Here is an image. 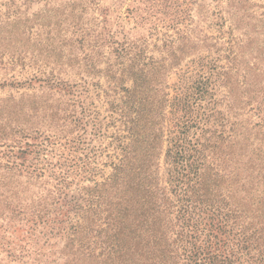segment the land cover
Here are the masks:
<instances>
[{
    "label": "trees",
    "instance_id": "obj_1",
    "mask_svg": "<svg viewBox=\"0 0 264 264\" xmlns=\"http://www.w3.org/2000/svg\"><path fill=\"white\" fill-rule=\"evenodd\" d=\"M232 6V16L243 8ZM115 44L106 56L60 48L53 67L28 76L58 96L51 143L58 162L44 195L27 208L13 205L16 193L2 195L4 208L29 215L32 228L64 225L56 264H264L259 74L241 73L228 56V70L202 61L194 76L171 85L184 48H157L156 59L136 41ZM71 70L78 81L65 78ZM91 87L104 112L81 101ZM88 127L108 143L84 146ZM71 175L86 184L68 196Z\"/></svg>",
    "mask_w": 264,
    "mask_h": 264
},
{
    "label": "rangeland",
    "instance_id": "obj_2",
    "mask_svg": "<svg viewBox=\"0 0 264 264\" xmlns=\"http://www.w3.org/2000/svg\"><path fill=\"white\" fill-rule=\"evenodd\" d=\"M231 4L243 8L232 16ZM133 41L144 44L156 59L161 56L157 48H184L168 84H183L202 61L215 59L227 69L225 58L236 56L240 72L255 71L264 87V0H0V264H56L65 243L63 224L32 228L29 215L11 214L1 197L16 193L13 205L27 208L51 188L58 162L51 146L58 96L39 82H29L28 76L36 67H53L60 48L63 54L69 48L85 53L100 48L106 56L115 43ZM65 78L78 81L73 70ZM95 80L106 87L103 78ZM81 101L100 112L106 107L93 87ZM87 131L84 146L108 143L93 136L90 127ZM77 136L74 132L69 139ZM165 173L162 165L160 175ZM70 179L67 193L73 196L86 182L82 176Z\"/></svg>",
    "mask_w": 264,
    "mask_h": 264
}]
</instances>
